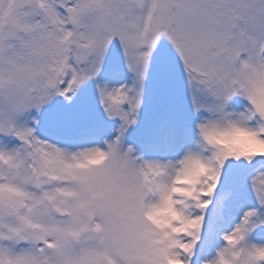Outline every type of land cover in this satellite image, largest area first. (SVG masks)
<instances>
[{
	"label": "snow or ice",
	"instance_id": "6c2138e0",
	"mask_svg": "<svg viewBox=\"0 0 264 264\" xmlns=\"http://www.w3.org/2000/svg\"><path fill=\"white\" fill-rule=\"evenodd\" d=\"M0 264H264V0H0Z\"/></svg>",
	"mask_w": 264,
	"mask_h": 264
}]
</instances>
